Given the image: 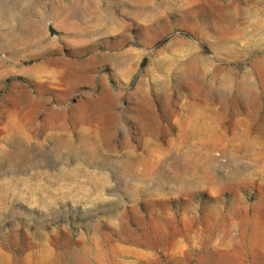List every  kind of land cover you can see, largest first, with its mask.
I'll return each mask as SVG.
<instances>
[{"label":"rangeland","instance_id":"rangeland-1","mask_svg":"<svg viewBox=\"0 0 264 264\" xmlns=\"http://www.w3.org/2000/svg\"><path fill=\"white\" fill-rule=\"evenodd\" d=\"M0 63V264H264V0H0Z\"/></svg>","mask_w":264,"mask_h":264},{"label":"bare ground","instance_id":"bare-ground-1","mask_svg":"<svg viewBox=\"0 0 264 264\" xmlns=\"http://www.w3.org/2000/svg\"><path fill=\"white\" fill-rule=\"evenodd\" d=\"M0 64H1V63H0ZM37 71H38V70H37ZM39 71H40V70H39ZM198 114H199V113H198ZM210 114H211V113H210ZM217 115H218V114H217ZM197 117H198V116H197ZM204 117H205V116H204ZM67 121H69V120H67ZM201 122H202V121H201ZM42 124H43V123H42ZM39 125H40V124H39ZM193 126H195V125H193ZM193 126H192V127H193ZM197 127H198V125H197ZM200 128H201V127H199V129H200ZM80 129H81V128H80ZM194 129H195V128H194ZM16 130H17V129H16ZM197 130H198V129H197ZM9 132H12V130L9 131ZM17 132H18V130H17ZM17 132H16V133H17ZM83 134H84V133H83ZM13 135L15 136V133H14V132H12L11 134H9V135L6 137V139H8V140H7L8 142H9V139H11V138L13 137ZM52 136H53V135H52ZM53 137H55V136H53ZM49 138H50V137H49ZM52 140H53V139H52ZM24 141H25V140H24ZM83 142H84V140H83ZM78 143H79V142H78ZM12 144H13V143H12ZM12 144H11V145H12ZM17 144H18V143H17ZM61 144H62V142H61ZM62 145H63V144H62ZM66 145H67V144H66ZM68 145L70 146V144H68ZM68 145H67V146H68ZM94 145H95V144H94ZM48 146H49V145H48ZM79 146H80V145H79ZM19 147H20V146H19ZM12 148H13V147H12ZM22 148H23V147H22ZM15 149H16V148H15ZM17 149H18V148H17ZM17 149H16V150H17ZM83 149H84V148H83ZM83 149H82V150H83ZM88 149H89V148H88ZM23 150H24V149H23ZM21 151H22V150H21ZM3 152L5 153L4 150H3ZM10 152H11V151H10ZM1 153H2V152H1ZM15 153H16V152H15ZM18 153H19V152H18ZM7 154H9V153H7ZM12 154H14V153H12ZM12 154H11V155H12ZM2 155H3V154H2ZM185 156H187V154H185L183 157H185ZM188 156H189V155H188ZM20 157H21V156H20ZM14 158H15V157H14ZM186 158H187V157H186ZM186 158H185V159H186ZM185 159H184V160H185ZM192 159H193V157H192ZM194 159H196V158H194ZM11 160H12V159H11ZM17 160H18V159H17ZM23 160H24V159H23ZM142 160H143V159H142ZM10 162H11V161H10ZM12 162H13V161H12ZM16 162H17V161H16ZM173 162H174V161H173ZM13 163H14V162H13ZM169 163H170V162H169ZM9 164H10V163H9ZM19 164H20V163H19ZM134 164H135V163H134ZM134 164H133L132 166H135ZM10 165H11V164H10ZM14 165H15V164H14ZM184 165H185V164H184ZM187 165H188V164H187ZM187 165H185V166H186V169H187ZM194 165H195V164H194ZM196 166H197V165H196ZM10 167H11V166H10ZM136 168H137V167H136ZM188 168H189V166H188ZM193 168L195 169L194 166H193ZM197 168H198V167H197ZM197 168H196V170H198ZM187 170H188V169H187ZM200 170H201V168H200ZM65 171H66V170H65ZM132 171H133V170H132ZM204 171H205V170H204ZM192 172H194V171H192ZM195 172H197V171H195ZM195 172H194V173H195ZM198 172H199V171H198ZM185 173H186V172H185ZM188 173H189V172H187V174H188ZM129 174H130V173H129ZM132 174H133V173H132ZM192 174H193V173H192ZM69 175H70V174H68V176H69ZM71 175H72V174H71ZM202 175H203V174H202ZM207 175H208V174H207ZM207 175H206V176H207ZM63 176H64V175H63ZM128 176H129V175H128ZM136 176H137V174H136ZM184 176H186V175H184ZM64 177H65V176H64ZM131 177H132V175H131ZM192 177H193V176H192ZM202 177H203V176H202ZM208 177H209V176H208ZM53 178H54V177H53ZM140 178H141V177H140ZM180 178H181V177H180ZM182 178H184V177H182ZM68 179H69V178H68ZM136 179H137V178H136ZM203 179H204V178H203ZM205 179H206V178H205ZM209 179H210V178H209ZM74 180H75V178H74ZM186 181H187V180H186ZM182 182H183V180H182ZM207 182H208V181H207ZM10 183H11V182H10ZM61 183H62V182H61ZM76 183H77V182H76ZM4 185H5V184H4ZM2 186H3V184H2ZM76 186H77V185H76ZM94 186H95V185H94ZM211 186H212V185H211ZM21 187H22V186H21ZM69 187H70V186H69ZM73 187H75V186H73ZM78 188H79V187H78ZM186 188H187V187H186ZM212 188H213V187H212ZM218 188H219V187H218ZM178 189H179V188H178ZM178 189H177V190H178ZM213 189H214V188H213ZM179 190H180V189H179ZM210 190H211V188H210ZM215 190H216V189H215ZM185 192H186V191H185ZM19 196H20V195H19ZM81 196H82V195H81ZM14 197H15V196H14ZM49 201H50V200H49ZM218 229H219V228H218ZM127 232H128V231H127ZM217 232H219V231L217 230ZM119 233H120V232H119ZM183 233H184V232H183ZM216 234H217V233H216ZM216 234H215V235H216ZM177 235H178V234H177ZM121 237H123V236H121ZM119 238H120V237H119ZM123 238H124V237H123ZM124 239H125V238H124ZM167 240H168V239H167ZM174 240H175V239H174ZM174 240H173V242H175ZM124 241H125V240H124ZM170 242H171V239H170ZM167 243H168V242H166L165 245H166ZM168 244H169V243H168ZM170 244H171V243H170ZM172 244H173V243H172ZM207 244H208V243H207ZM158 245H159V244H158ZM160 245H161V244H160ZM162 245H163V243H162ZM168 246H170V245H168ZM163 247H164V246H163ZM163 247H161V250H162ZM171 247H172V246H171ZM173 247H175V246H173ZM165 248H166V247H165ZM165 248H164V249H165ZM168 248H169V247H168ZM173 250H174V248H173ZM124 251H125V250H124ZM126 251H127V250H126ZM128 251H129V250H128ZM130 251H131V250H130ZM168 251H170V250H168ZM171 251H172V250H171ZM172 252H174V251H172ZM140 253H141V252H140ZM169 253H170V252H169ZM128 254H129V253H128ZM137 254H138V253H137ZM145 255H146V254H145ZM147 256H148V255H147ZM149 256H151V254H150ZM153 256H154V255H153ZM182 260H183V259H182Z\"/></svg>","mask_w":264,"mask_h":264}]
</instances>
